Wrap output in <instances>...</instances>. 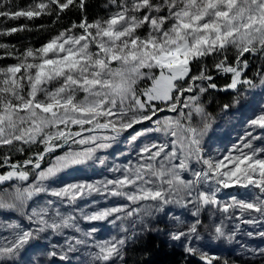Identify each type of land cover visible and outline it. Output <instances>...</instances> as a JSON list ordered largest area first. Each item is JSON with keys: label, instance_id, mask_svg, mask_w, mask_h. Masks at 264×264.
Instances as JSON below:
<instances>
[{"label": "snow or ice", "instance_id": "1", "mask_svg": "<svg viewBox=\"0 0 264 264\" xmlns=\"http://www.w3.org/2000/svg\"><path fill=\"white\" fill-rule=\"evenodd\" d=\"M11 3L0 0V17H45L50 24L0 29V37L55 27L70 12L79 19L58 28L39 47L21 50L0 42V60L16 61L0 66V149L7 150L0 157L5 169L0 185L21 182L0 191V209L14 210L28 222L25 227L0 220V231L9 233L0 236V264H18L45 234L64 237L63 244L49 241L50 260L70 264L71 254L86 248L87 264H125L129 241L160 231L151 221L168 206L183 208L193 218L172 216L168 235L183 242L184 252L201 264L222 261L194 243L203 239L202 228L213 240L232 242L241 225H264V109L247 122L239 143L212 156L205 138L214 121L202 102L210 89L239 94L242 86L255 88V78L264 85V64L255 78L246 75L248 57L264 61V0H106L108 15L92 20L88 0H33L15 11ZM213 69L230 74L223 88L214 82ZM165 111L175 115L160 119ZM146 122L152 126L134 130ZM128 130H134L130 145L149 134L161 133L164 139L141 144L134 160L113 163L111 178L50 186L68 170L97 162L106 166L107 157L98 153L111 149ZM37 145L42 151L12 162L11 153ZM33 173L35 181L22 186ZM233 187L250 190L248 198L222 200L219 194ZM41 194L49 198L29 210V202ZM95 196L117 202L98 207ZM85 200L90 203L81 207ZM205 210L219 213V222L205 225ZM81 222L107 223L116 232L97 239L98 229H85ZM244 235L264 239V231ZM242 250L264 257V248ZM28 264L35 261L29 258Z\"/></svg>", "mask_w": 264, "mask_h": 264}, {"label": "rangeland", "instance_id": "2", "mask_svg": "<svg viewBox=\"0 0 264 264\" xmlns=\"http://www.w3.org/2000/svg\"><path fill=\"white\" fill-rule=\"evenodd\" d=\"M33 2V1H32ZM31 2V3H32ZM106 2L103 3V5ZM28 6V5H27ZM26 5L20 7L18 9L26 8ZM110 9H106L102 6V11L100 13V17H106ZM17 20H24L28 21L26 18H20ZM8 21H12L11 19L0 17V29L11 28L8 27L6 24ZM32 21V20H31ZM12 24H10L11 26ZM8 36L0 37V42L8 43L10 45H16L21 50H23L25 45L20 43L19 41L10 42L7 41ZM33 46V45H32ZM36 47V46H35ZM39 47V46H37ZM4 50H0V55H3ZM230 59L232 58V53L229 54ZM253 60V69L256 70L264 64V61L259 59H253L252 57H248ZM16 61L12 58H5L0 60V66H7L10 64L15 63ZM209 66L212 65L213 61L210 58ZM219 76H224V74H218ZM230 77V74H229ZM257 86L255 88H247L242 86L240 88L239 94L236 92L233 94H229L227 104H230L231 107L227 110L223 108V103L218 101L214 98V93L209 90L202 97V102L204 103L206 110L212 115L213 117V128L209 132V135L205 138V150L206 153L212 156H218L223 154L226 150L230 149L233 144L239 143L238 137L241 136L247 127V122L255 118V116L261 114L262 109H264V85L259 84L258 78H256ZM234 97H238L240 102L234 103ZM175 113L170 112H163L159 114V118L163 119L165 116H174ZM152 125L149 123H145L143 125L135 126L134 130H139L142 127H151ZM73 130H77L76 126H73ZM134 130H128L125 132L119 139V141L113 145L111 149L105 150L103 152L98 153L100 156L107 157L106 166H101L98 164H89L87 166H80L67 172L61 174L58 178L50 181V186L58 187L67 182H71L73 180H87L93 181L97 179H102L104 177L111 178L113 176L112 173L108 171V168L112 166L113 163L124 164L127 163L129 159L134 160L136 156V149L143 143H146L150 140H155L159 138V140H163L164 137L161 133L149 134L146 137L141 138L137 144L130 145L127 142L128 137L133 133ZM260 132H257V135H260ZM257 146H260L259 144ZM73 147H76L73 145ZM43 146L37 145L33 146L31 149L26 148L23 154L20 153H11L12 162L23 161L27 158L31 152L34 151H42ZM67 148L58 150L52 154V156L60 155L63 151H66ZM7 154L6 149H0V157ZM51 157L46 158V160L42 163L41 167L46 168L48 166L49 160ZM5 169H0V172L4 171ZM186 178H190L186 174ZM35 181V174L33 173L29 181L23 182L22 186H27L28 183H32ZM21 184L18 181H7L4 184L0 185V191L3 189L11 190L14 185ZM250 190H245L240 187H233L231 189H226L222 191L219 195L222 200H228L231 196H237L238 198H248ZM45 194H41L39 197L34 198L33 201L29 202V210L31 207H35L38 204L42 203L44 200L48 199ZM92 199L98 202V207L107 206L109 203H116V200L106 201L102 197L95 196ZM90 203V201L85 200L80 202V206L83 207L84 205ZM65 211L69 209L65 208ZM172 216H180L187 221H191L193 218L191 217L190 213L180 207L177 206H168L163 213L157 214V216L151 221L154 228H159L160 231H152L147 232L153 235H156L163 240H165L169 245L174 244L178 246L180 249L184 250L183 242H174L169 239V232L173 230V222L171 217ZM220 214L216 213L215 216H212L210 210H205L201 214V219L205 225L209 224L211 220H215L219 222ZM0 220L6 222H19L25 227L28 226V222L25 218L21 217L19 213L15 212L14 210L10 209H0ZM81 226L85 229L90 227H96L98 232L96 233L97 239H105L109 238L111 235L115 234L116 230L113 229L107 223H95V224H88L85 222H81ZM231 227V224L229 225ZM252 231V232H259L264 231V225H241V232L237 236V238L229 242L227 240H213L209 232L205 231L203 228L201 229V235L203 239L201 241L194 242L197 246H202L206 251H209L211 254L217 255L222 258L223 260H227L228 264H242L244 261H250L251 264L253 262H258L264 257L259 256H252L251 254H245L242 250V246H247L248 248L252 249H260L264 248V239L260 238H249L244 235L245 232ZM145 233V234H147ZM9 233L6 231H0V236H6ZM74 233L66 232L65 235H72ZM142 234L135 238L130 242L135 241L139 237L144 236ZM49 241L51 243H58L63 244L64 237L62 236H53L51 234H45L44 237L35 242L31 248H29L25 253L22 254L21 258H18V264H28L29 258H32L35 261V264H69V262H62L58 258L56 259H49L47 257V251ZM88 249L82 248L80 252L71 254L72 258L70 264H87L88 257L86 252ZM221 261V264H222ZM242 262V263H240ZM255 262V263H256ZM254 264V263H253Z\"/></svg>", "mask_w": 264, "mask_h": 264}, {"label": "trees", "instance_id": "3", "mask_svg": "<svg viewBox=\"0 0 264 264\" xmlns=\"http://www.w3.org/2000/svg\"><path fill=\"white\" fill-rule=\"evenodd\" d=\"M32 1L33 0H12V3L11 5H9V7H11L13 11H15L20 7L29 5ZM104 2H106V0H88L87 16L90 20L100 17V13L102 11V6ZM78 19H79V14L77 12H70L68 13V15L64 17L61 23L59 25H56L55 27H49L43 31L33 30V31H22V32L14 33L8 36L6 40L10 42L19 41L25 46L31 44L37 47L40 46L43 42H45L50 35L54 34L58 28L67 26L70 21H74ZM10 24L12 25L10 26ZM41 24L48 25L50 24V20L45 17L37 18L32 21L12 20L11 22L8 21L6 25L8 27H20L21 25H28L29 27L35 29L37 26ZM248 59L250 61V67L247 70L246 75L248 77L255 78V69H253L252 67L253 60H251V58ZM208 62H210V58L206 61V63L209 65ZM211 74L215 77L214 82L220 88H223L225 84L230 82L229 75H224V76L216 75L214 69L212 70ZM211 91L214 93V98L218 101H221L222 104L227 102V100L229 99L228 98L229 94L235 93L231 90L229 91L211 90ZM255 262L253 263L264 264V259H261L256 263ZM125 264H201V263L197 262L191 256L187 255L184 252V250L180 249L178 246L174 244L169 245L162 238L147 233L144 236L139 237L135 241L128 243L126 247ZM242 264H251V262L244 261Z\"/></svg>", "mask_w": 264, "mask_h": 264}, {"label": "water", "instance_id": "4", "mask_svg": "<svg viewBox=\"0 0 264 264\" xmlns=\"http://www.w3.org/2000/svg\"><path fill=\"white\" fill-rule=\"evenodd\" d=\"M194 260H196L197 262H200L198 258L192 257ZM201 263V262H200Z\"/></svg>", "mask_w": 264, "mask_h": 264}]
</instances>
